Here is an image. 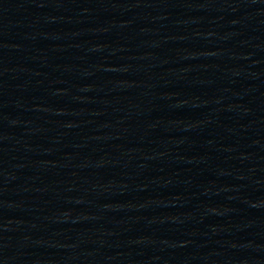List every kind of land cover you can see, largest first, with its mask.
Segmentation results:
<instances>
[{"label":"water","instance_id":"water-1","mask_svg":"<svg viewBox=\"0 0 264 264\" xmlns=\"http://www.w3.org/2000/svg\"><path fill=\"white\" fill-rule=\"evenodd\" d=\"M0 264H264V0H0Z\"/></svg>","mask_w":264,"mask_h":264}]
</instances>
